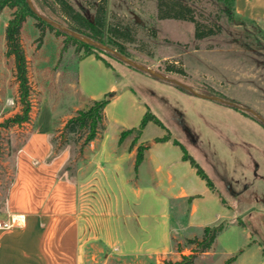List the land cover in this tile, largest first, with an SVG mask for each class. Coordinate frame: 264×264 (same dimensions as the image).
Masks as SVG:
<instances>
[{"label":"rangeland","instance_id":"374dc122","mask_svg":"<svg viewBox=\"0 0 264 264\" xmlns=\"http://www.w3.org/2000/svg\"><path fill=\"white\" fill-rule=\"evenodd\" d=\"M66 1L87 25H93L101 9L104 10V27L99 38L105 45L110 39L107 27H114L117 29L114 40L134 62L176 79L200 94L219 97L251 109L264 119L262 22L236 14H223L215 0H189L201 12V19L217 20L221 26L217 35L195 40L191 23L157 19L156 0ZM31 2L37 6L34 0ZM14 11L15 8L5 7L0 12V211L14 179L15 165L22 161L17 154L34 130L36 134L28 147L30 151L38 149L40 139L46 138L52 128L51 156L66 152V170L72 175L91 157L90 150L82 145L84 133L77 144L69 143L63 147V138L59 133L64 121L86 106V99L76 82L77 63L84 50L77 54V46L72 41L56 34L55 30L39 23L33 16L26 17L19 35L27 65L30 120L22 125H4L7 119L21 112L14 58L8 55L5 41V28ZM41 14L63 26L73 24L51 0L44 2ZM85 30L94 33L92 28ZM112 49L117 51V46ZM95 55H99L116 73L117 91H122L124 87L133 90L140 102L164 125V136L169 135V141L172 137L185 147L234 209L235 215L246 224L247 230H252L250 225L255 224L252 225L245 216L246 211L253 208L257 213L264 214V180L253 177V174L262 175L254 165L264 164V127L251 114L245 116L257 124L248 123L243 114L232 107L185 93L103 53L95 52L89 56L96 59ZM167 66L182 72H166ZM150 133L148 129L146 135ZM139 138L130 147L135 139L132 133L121 141L118 139V145L125 151L135 148L136 155L138 145L147 149L150 144V141L139 142ZM151 141L154 142V139ZM143 175V167L139 166L133 185L137 194L147 193L146 188L154 190V193L162 192L159 186L149 184L150 174L147 179H143ZM230 189L235 197L231 196ZM191 202L192 198L188 197L171 203L174 211L179 207L177 213H181L180 222L185 230L180 235V243L176 240L172 242L173 251L170 253L126 256L115 249L95 246L89 247L85 264H164L165 261H180L182 256L192 253L195 255L193 264H222L227 252L235 248L234 244L238 246L244 242L245 236L240 232L243 227L235 221L238 228L221 234L212 250L195 253L196 244L188 241L199 240L202 235L199 228H187ZM262 218L259 234L253 236L260 249L256 246L249 248L236 264H264Z\"/></svg>","mask_w":264,"mask_h":264},{"label":"crops","instance_id":"0c3cea01","mask_svg":"<svg viewBox=\"0 0 264 264\" xmlns=\"http://www.w3.org/2000/svg\"><path fill=\"white\" fill-rule=\"evenodd\" d=\"M234 6L237 16L264 22V0H235ZM77 69V88L86 104L116 93L103 110V129L85 146L91 157L75 175L66 170V152L51 156L52 128L40 139L38 149L30 151L34 130L17 154L22 161L15 165L14 179L0 211V222L11 223L10 228L0 230V264H85L89 247L95 246L126 256L168 254L173 251L172 242L180 243L185 230L181 213H177L179 207L174 211L171 203L188 197L192 202L187 228H199L202 235L207 226L229 224L214 243L224 232L238 228L235 221L242 225L245 240L234 244L224 262L234 258L230 264H236L249 248L260 249L253 236L259 232L264 214L248 209L245 216L255 225L247 230L209 176L215 192L206 187L189 162L182 160L181 150L171 143L174 138L163 143L151 141L165 134V129L152 122L146 124L139 138V142L150 141L139 166L143 167V179L150 174L149 184L159 186L162 192L146 188L147 193L137 194L133 186L135 148L125 151L118 139L122 131L138 126L147 107L129 87L118 92L113 71L94 57L80 60ZM242 116L248 123L257 124ZM148 129L151 133L146 135ZM254 166L262 175L253 177L264 180V164ZM229 191L235 197L233 190Z\"/></svg>","mask_w":264,"mask_h":264},{"label":"trees","instance_id":"16d2710c","mask_svg":"<svg viewBox=\"0 0 264 264\" xmlns=\"http://www.w3.org/2000/svg\"><path fill=\"white\" fill-rule=\"evenodd\" d=\"M34 1L37 3L36 7L34 5L35 9L39 13L40 12L43 13V4L44 2L49 0H34ZM51 1L54 5H56L59 8V11L65 16V18H68L73 22V24L66 23L65 24L66 28L74 32H77L85 37H88L95 42L105 45L102 42V40L99 38V35L103 32V27H104L103 9H101V11L99 12V16L97 17V20L93 23V25H87L85 22H83L80 19L79 15L74 11L72 6L68 4L66 0H51ZM215 1L220 5L219 10L221 13L235 14V6H234L235 0H215ZM5 7L15 8V11L13 12L11 18L8 20L5 28V41H6L8 55L14 58L15 74L18 82L19 101L21 103V112L19 114L14 115L10 119H7L4 122V125H10V124L22 125L28 123L30 120L31 104L29 100L30 89L27 78L26 58L22 46L20 44L19 35L26 17L27 16L35 17V15L30 10L26 0H0V12ZM156 8H157L156 17L158 20H176V21H185L191 23L193 25V38L195 40H202L211 36H215L221 31V26L218 24L217 20L209 21V20L201 19L200 17L201 12L198 11L196 7H194L191 3H189V0H156ZM35 18L38 20L39 23L48 26L52 30H55L56 34H62L68 40L72 41L77 46L76 49L77 54H79L80 51L84 50L83 55L79 57V60H82L86 56L98 52V53H103L121 62L112 55L102 50H99L87 43L79 41L66 33L54 29L53 27L41 21L37 17ZM262 23L264 24V22ZM87 28L88 29L92 28L94 33H88V31L85 30ZM106 32L108 33L109 36L108 38H110L106 45L111 48L117 46V52L126 56V54L122 50V47L120 45L118 46V43L114 40L116 38L117 29L109 26L107 27ZM95 56L96 59L103 62L106 68L111 69L108 63H106L101 57H99V55H95ZM166 72H182V71L181 70L176 71L173 67L167 66ZM113 74L116 77V73L114 71ZM178 89L185 93H188L181 88ZM108 103L109 101L106 99V95H105L97 100L88 101V103L84 108L76 110L75 113L63 124L62 128L59 130L61 136L60 138H63V143L61 147L66 146L69 143L77 144L78 139L82 133L85 134L82 143L83 146H86L90 142H92L96 138L97 134L103 129V125H102L103 110ZM239 112L243 115L246 114L250 115L249 113L243 111H239ZM255 120L258 121L256 118ZM149 122H152L156 126L165 129L161 121L156 116H154L149 111L148 108H146V111L142 116L138 126L135 128H131L129 130L122 131L120 133L119 141H121L125 136L134 133L135 139L133 140V143H131L130 147L133 146L136 140L141 136L146 124ZM169 140H170V136L167 135L161 138H155L154 142L155 143L168 142ZM172 144L179 147V149L182 152V160L189 162L191 167H193L196 170L197 176L205 182L207 188L211 192H215L213 183L204 173L203 169L199 166V164L188 154L185 147L175 139L172 140ZM145 150L146 147H144V145H138L136 147L135 167H134L135 171L143 160ZM226 225L227 222H219L215 225L207 226L203 229L201 239L189 240L188 243L196 244L197 249L195 250V253H204L206 251H209L216 237L220 232H222L226 228ZM194 258L195 255L194 253H192L189 256H182L180 261H175V262L165 261L164 264H193ZM233 260L234 258L227 259L223 264H230Z\"/></svg>","mask_w":264,"mask_h":264},{"label":"water","instance_id":"95a60500","mask_svg":"<svg viewBox=\"0 0 264 264\" xmlns=\"http://www.w3.org/2000/svg\"><path fill=\"white\" fill-rule=\"evenodd\" d=\"M30 10L32 11V13L35 15V17H37L38 19H40L41 21L45 22L46 24H48L49 26L53 27L54 29H57L63 33H66L70 36H72L73 38L82 41L84 43H87L99 50H102L110 55H112L113 57L117 58L118 60H120L121 62H123L124 64L136 69L137 71L143 72L151 77H154L156 79L165 81L167 83H170L172 85H174L175 87L181 88L183 90H185L186 92H188L189 94H192L194 96L203 98V99H208L214 102H218L220 104L232 107L234 109H237L239 111H243L246 113L251 114L253 117H255L263 126H264V119L258 115L257 113H255L254 111H252L251 109H247V108H243L240 107L234 103L228 102L222 98L219 97H215V96H209V95H204V94H200L197 91H195L193 88H191L190 86L176 80L173 78H169L166 75H164L163 73L154 71L152 69H149L147 67H145L144 65H141L139 63L134 62L133 60H131L130 58H127L126 56L120 54L119 52L115 51L114 49H112L111 47L107 46V45H103L101 43L95 42L92 39L85 37L77 32H74L68 28H66L65 26L58 24L50 19H48L47 17L43 16L42 14H40L35 7L33 6L31 0H26ZM115 92H110L106 95V99L109 101L111 100L114 96H115Z\"/></svg>","mask_w":264,"mask_h":264},{"label":"built area","instance_id":"2783aa9c","mask_svg":"<svg viewBox=\"0 0 264 264\" xmlns=\"http://www.w3.org/2000/svg\"><path fill=\"white\" fill-rule=\"evenodd\" d=\"M10 226H11L10 221L0 222V230L8 229L10 228Z\"/></svg>","mask_w":264,"mask_h":264}]
</instances>
